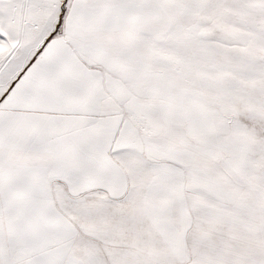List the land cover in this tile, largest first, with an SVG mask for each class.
Listing matches in <instances>:
<instances>
[{"label": "snow or ice", "instance_id": "1", "mask_svg": "<svg viewBox=\"0 0 264 264\" xmlns=\"http://www.w3.org/2000/svg\"><path fill=\"white\" fill-rule=\"evenodd\" d=\"M0 264H264V0H0Z\"/></svg>", "mask_w": 264, "mask_h": 264}]
</instances>
